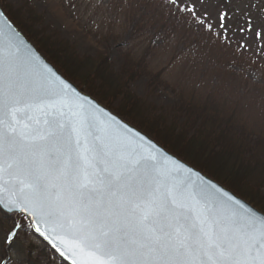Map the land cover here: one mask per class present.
Returning <instances> with one entry per match:
<instances>
[{"label": "snow or ice", "instance_id": "obj_1", "mask_svg": "<svg viewBox=\"0 0 264 264\" xmlns=\"http://www.w3.org/2000/svg\"><path fill=\"white\" fill-rule=\"evenodd\" d=\"M168 3L227 39L226 12L213 24L194 0ZM4 7L0 242L22 243L25 214L71 264H264V211L82 95L26 43Z\"/></svg>", "mask_w": 264, "mask_h": 264}, {"label": "trees", "instance_id": "obj_2", "mask_svg": "<svg viewBox=\"0 0 264 264\" xmlns=\"http://www.w3.org/2000/svg\"><path fill=\"white\" fill-rule=\"evenodd\" d=\"M0 1L5 5L6 13L10 19L22 29L53 64L61 68L70 78L83 84L89 91H91V82L89 81L93 79V83L98 82L100 87L105 86L113 95H123L124 100H127L126 103L128 102L130 111L120 107L121 114L128 116L129 119L154 134L173 153L210 174L215 180L231 188L264 211V195L258 194L260 198H257L246 189V183L243 182L242 177L250 175L246 170L251 165L250 167H242L241 157L242 153L246 154V144L238 136L223 129L215 130L205 124H202L196 132L191 128L181 129L175 123L169 125L163 123V119L159 116H153L155 118L152 119L151 123L145 125L141 122L140 117L139 119L137 117L142 112L148 115L149 110L146 112V106L144 108L145 102L135 94L134 96L125 91L126 87H129L130 80L134 78L136 69L146 72L150 67L141 65L145 56L150 55V59L153 60L158 57L159 52L157 51L160 48L156 46L158 41L162 45L176 47L179 46V43L189 44L195 48L201 59L204 60L208 57L213 60V65H217L214 71L217 72L216 82L221 83L220 86L204 90L203 86L197 83L199 81L196 78L199 74L198 66L194 61H191L190 54H188V60L182 61L180 56L173 52L168 58L170 64L159 69V72L162 70L168 72L171 64L173 66L178 63L180 80L176 84L180 92L183 89L189 90L191 100L198 95H204L203 99L208 103L211 110L217 111L219 105L233 110L234 114L232 111L225 114L226 123H247L246 116L250 99L258 93L264 94V87L253 84L246 76H240L234 67L238 68L241 74H244L243 68L248 69V67L260 69L259 71L264 74V62L252 63L249 53L244 51V42L240 38H236L235 32L233 33L235 30L231 24H229L230 31L227 33V39L221 40L214 34L216 29L209 31L207 27H200L196 17L190 13L179 11L175 6L169 4L168 0H74L86 4V16L98 17L99 23L96 27L105 29L98 38H101V35L103 37L112 36L121 42L118 43L117 48L123 64L132 65L131 70L122 69L123 73H128L126 80H124L120 72L114 71L108 65L105 58L81 56L74 49H71L72 46L68 40L58 39L56 35H50L47 31L39 30L42 28L39 24H41L43 17L34 9L28 8L29 10H26L27 15H24L7 0ZM194 2L195 11L201 18H205V11L210 14L206 18L208 23H216V17L221 12L220 10L228 11L224 6L220 7L219 4H216V0H194ZM224 3L228 5L226 0ZM189 6H192V0H190ZM111 16L114 18L110 19ZM228 18L230 19L231 15H228ZM121 19L123 22L120 26L123 29L114 31L112 22ZM241 19L243 20L242 15ZM236 20L240 21V18H236ZM123 23H127L129 31L132 32L129 37H126L124 43L122 42L126 31ZM99 31L101 30L99 29ZM143 33L151 34L150 40H146L147 44L143 47V55L136 60L134 65L131 62L134 54L131 53L128 46L134 42L135 36H142ZM157 35H164L165 37L158 39ZM157 75L154 72L153 76ZM183 86H187V88ZM214 94L218 97H215ZM234 94H236V102L232 101ZM243 100L244 103L241 102ZM202 102L204 103V101ZM259 165L262 164L259 163ZM255 173L253 172L251 175L254 176Z\"/></svg>", "mask_w": 264, "mask_h": 264}, {"label": "rangeland", "instance_id": "obj_3", "mask_svg": "<svg viewBox=\"0 0 264 264\" xmlns=\"http://www.w3.org/2000/svg\"><path fill=\"white\" fill-rule=\"evenodd\" d=\"M226 1L228 5L224 3V0H216L215 3L219 4L220 7L224 6L228 9V11L225 9L220 11L231 15L229 24H231V27L235 30L233 33L235 32L236 38H240L244 42V51L249 53L252 63L259 64V62H264V0ZM7 2L12 3L13 7L24 15H27L26 10H29L28 8L34 9L36 13L43 17L41 24H39L42 28L39 30L43 32L47 31L50 35H56L58 39L68 40L73 47H71V49H74V51L81 56L105 58L108 65H110L114 71L120 72L123 79L126 80L128 73H123L122 69L131 70L132 65L123 64L124 62L117 48L119 45L118 43L121 42L112 36L103 37V35H101V38H98L99 34L102 31L104 32L105 29L96 27L99 23L98 17L86 16L87 6L85 3L75 2L74 0H7ZM0 4L3 3L0 1ZM4 11L6 12L5 7ZM241 15L243 20L241 19ZM109 18L113 19L114 16ZM236 18H240V21H237ZM122 22V19L112 22L114 24V31L123 29L120 26ZM123 24L125 25L124 30L126 34L123 37L122 43H124L127 39L126 37H129L132 33L131 30L129 31L127 23ZM249 24H251V28H249ZM241 28L244 29L243 32L240 31ZM99 29L101 31H99ZM20 30L22 31V29ZM256 32H260L261 35L257 36ZM150 36L151 34L147 33H143L142 36H135L134 42L129 44L128 47L131 49V53L134 54V58H131L132 64L134 63L135 65L136 60L142 57L143 47L147 44V41L150 40ZM164 37V35H157L158 39ZM159 42L160 41H158L156 45L160 47L157 51L159 52L158 57L153 60L150 59V55H146L147 57L145 56V60L141 62V65H148L150 67H148L146 72L136 69L134 78L130 80L128 84L129 87L125 89V91L132 95L135 94L137 97L141 98L145 102L144 108L146 106V112L149 110L148 115L142 112L136 116L138 119L140 117L141 122L145 125L151 123L153 118L159 116L163 119V123L167 125L175 123L176 126L181 129L191 128L196 132L200 129L202 124H205L215 130L223 129L232 135L238 136L246 144V154L242 153L241 157L242 167H250L251 165V167L246 170L250 175L248 177L244 175L242 177L244 179L243 182L246 183V189L248 191L257 198H260L259 195H264V94L258 93V95L251 97L246 116L247 123H226L227 119L225 114L230 111L233 113V110L223 107L222 105H219L217 111L211 110L208 103L203 99L205 97L204 95H198L195 99L191 100L189 98V90L183 89V91L180 92L176 84V82L180 80L178 63H175L176 65L173 66L171 64V68L169 67L168 72H163V70L159 72V69L170 64L168 58L173 52L178 54L182 61L188 60V54H190L191 61H194L198 66L199 74L196 78L199 81L197 83H200V86H203L204 90H207L210 87L213 88L221 85V83L216 82L217 72L214 70L217 65H213V60L208 57L204 60L201 59L199 53L189 44L184 45L179 43V46L176 47L162 45ZM36 47L38 48L37 45ZM38 50L46 57L39 48ZM47 60L49 59L47 58ZM53 65L80 90L86 92L103 106L107 107L122 119L164 146L162 141L156 138L154 134L138 125V123L134 122L132 119H129L128 116L121 114L120 107H124L125 110L130 111L128 102L126 103L127 100H124L123 95H113L105 86L100 87L98 82L93 83V79L89 81L91 82V91H89L83 84L65 74L56 64ZM234 70L240 76H246L253 84L264 87V74L259 71L260 69L243 68L245 75L241 74L236 67H234ZM154 72L158 75L153 76ZM183 87L187 88V86ZM226 88L228 89L227 85ZM235 95L236 94L232 97L233 102L237 100ZM214 96L218 97L216 94H214ZM202 101H204V103ZM241 102L244 103V100ZM144 115L146 116L141 119ZM164 148L172 152L168 147L164 146ZM178 157L181 158L180 156ZM259 163L262 165H259ZM202 172L213 178L203 170ZM253 172H256L254 176L251 175ZM235 193L242 197L237 192ZM242 198L245 199L244 197ZM245 200L254 205L248 199ZM19 221L24 226L23 231L20 233L22 243L19 245L14 244L9 247L0 242V264H46V261L50 262V264H65L30 230V226L20 216ZM38 249L41 252L39 259L37 257Z\"/></svg>", "mask_w": 264, "mask_h": 264}, {"label": "water", "instance_id": "obj_4", "mask_svg": "<svg viewBox=\"0 0 264 264\" xmlns=\"http://www.w3.org/2000/svg\"><path fill=\"white\" fill-rule=\"evenodd\" d=\"M10 20V18H9ZM11 21V20H10ZM12 22V21H11ZM13 23V22H12ZM13 25L20 31V33L22 34V38L26 41V43L36 52L39 54V56L50 66L52 67L60 76L61 78H63L64 80H66L68 83H70L71 85H73L79 92H81L82 95H87L94 103H98L100 106L104 107L107 111L111 112L112 114H114L118 119L125 121L124 119H122L119 115L115 114L114 112H112L110 109H108L107 107L103 106L100 102H98L95 98L91 97L89 94H87L86 92L80 90L75 84H73L68 78H66L65 76L62 75V73H60L57 68L49 61L47 60V58L37 49V47L34 45V43L28 39V37L18 28V26H16L14 23ZM127 122V121H126ZM130 126H132L135 130L140 131L142 134H144L146 136V138H150L159 148L163 149L164 151H166L167 153L171 154L172 156L178 158L179 160L183 161L184 163H186L187 165L193 167L196 170H199L198 168H195L194 166H192L191 164H189L188 162L184 161L183 159L179 158L178 156H176L175 154H173L172 152L168 151L166 148H164L161 144H159L157 141H155L154 139H152L150 136H148L146 133L142 132L141 130H139L138 128H136L135 126L131 125L129 122H127ZM200 171V170H199ZM202 174H204L206 177H209L208 175H206L205 173H203L202 171H200ZM211 178V177H209ZM213 181L217 182L216 180H214L213 178H211ZM225 187V186H224ZM227 188V187H225ZM228 189V188H227ZM250 204V203H249ZM252 205V204H251ZM255 207V206H254ZM256 208V207H255ZM257 209V208H256ZM21 216L25 217L27 219V221L29 222V226L31 225L32 222V218L26 216L25 214H21ZM31 231L37 236L39 237L47 246L50 250H52L65 264H71V260L67 257H61L59 252H57L51 245V243L48 240H45L43 237H41L39 235V233H35L34 229L32 227H30Z\"/></svg>", "mask_w": 264, "mask_h": 264}, {"label": "bare ground", "instance_id": "obj_5", "mask_svg": "<svg viewBox=\"0 0 264 264\" xmlns=\"http://www.w3.org/2000/svg\"><path fill=\"white\" fill-rule=\"evenodd\" d=\"M199 169V168H198ZM200 170V169H199ZM201 171V170H200Z\"/></svg>", "mask_w": 264, "mask_h": 264}]
</instances>
